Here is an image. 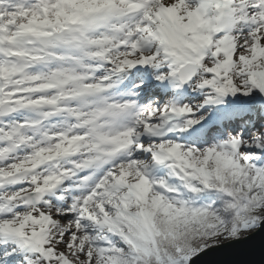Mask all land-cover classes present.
Instances as JSON below:
<instances>
[{
	"label": "snow or ice",
	"instance_id": "snow-or-ice-1",
	"mask_svg": "<svg viewBox=\"0 0 264 264\" xmlns=\"http://www.w3.org/2000/svg\"><path fill=\"white\" fill-rule=\"evenodd\" d=\"M258 235L264 264V0H0V264Z\"/></svg>",
	"mask_w": 264,
	"mask_h": 264
},
{
	"label": "water",
	"instance_id": "water-1",
	"mask_svg": "<svg viewBox=\"0 0 264 264\" xmlns=\"http://www.w3.org/2000/svg\"><path fill=\"white\" fill-rule=\"evenodd\" d=\"M261 236H256L245 244H226L221 248H213L194 258L193 264H200L203 259L206 264H227L229 261L247 258L259 264L261 255ZM204 257V258H203Z\"/></svg>",
	"mask_w": 264,
	"mask_h": 264
}]
</instances>
